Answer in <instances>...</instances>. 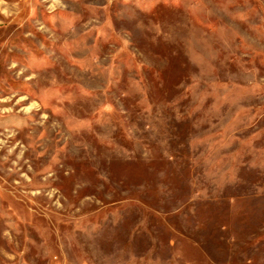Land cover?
<instances>
[{
	"label": "rangeland",
	"instance_id": "374dc122",
	"mask_svg": "<svg viewBox=\"0 0 264 264\" xmlns=\"http://www.w3.org/2000/svg\"><path fill=\"white\" fill-rule=\"evenodd\" d=\"M0 264H264V0H0Z\"/></svg>",
	"mask_w": 264,
	"mask_h": 264
}]
</instances>
